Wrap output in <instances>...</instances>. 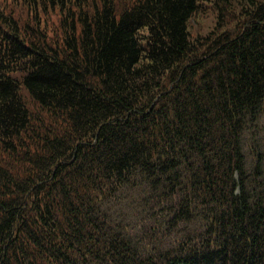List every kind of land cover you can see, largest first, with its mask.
<instances>
[{"label":"trees","instance_id":"obj_1","mask_svg":"<svg viewBox=\"0 0 264 264\" xmlns=\"http://www.w3.org/2000/svg\"><path fill=\"white\" fill-rule=\"evenodd\" d=\"M263 125L264 0H0V264H264Z\"/></svg>","mask_w":264,"mask_h":264},{"label":"rangeland","instance_id":"obj_2","mask_svg":"<svg viewBox=\"0 0 264 264\" xmlns=\"http://www.w3.org/2000/svg\"><path fill=\"white\" fill-rule=\"evenodd\" d=\"M211 21L206 19L204 21H201L199 24L196 23L195 21L192 22V28L194 30H207L208 26L210 25ZM264 127V125H263ZM258 133H260L258 135V139H259V142H260V150L262 151L261 153L264 154V130L263 131H259ZM247 153L249 154V149H246ZM253 158L254 156L253 155H249L248 156V160L249 162L252 164L253 162Z\"/></svg>","mask_w":264,"mask_h":264}]
</instances>
